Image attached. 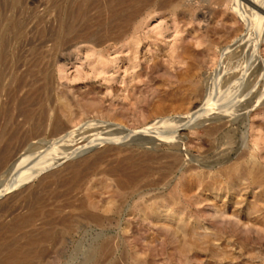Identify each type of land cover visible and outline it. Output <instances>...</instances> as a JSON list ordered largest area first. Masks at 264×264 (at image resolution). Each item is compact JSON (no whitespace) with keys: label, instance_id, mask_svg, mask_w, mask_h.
Masks as SVG:
<instances>
[{"label":"rangeland","instance_id":"rangeland-1","mask_svg":"<svg viewBox=\"0 0 264 264\" xmlns=\"http://www.w3.org/2000/svg\"><path fill=\"white\" fill-rule=\"evenodd\" d=\"M53 1L21 0L20 4L13 5L12 0H0V40L5 39L7 42L6 53L11 60L8 66L0 68V110L5 103L14 105L12 111L16 121L22 120L17 107L24 96L18 74L30 69L28 61L34 56L35 49H47L50 45V34L58 20V13L52 10ZM171 1L174 4L184 2V6L176 10L168 7L156 11L141 31L139 41H123L108 51L115 64L107 75L77 82L68 79L60 81L65 104L73 116L72 122H67L66 133L71 132L74 138L65 139L66 133L55 137L41 134L33 142H40L45 150L48 149V154L53 152L58 157L74 151V146L79 149L98 139L108 141L121 134H126L125 137L128 136L129 139L123 140L122 137V140L116 138L112 142L100 141L95 144L98 146L94 149L63 161L52 171L33 178L29 184L33 189L38 188L49 177V183L52 184L54 174L68 170L70 166L83 165L102 154L111 156L105 165H113V176H97L94 179L97 185L91 189V193L101 203L111 202L112 225L104 229L90 227L83 222L79 224V227L84 226L83 230H74L72 235L67 236L69 242H65L66 244L61 243L60 233L57 234L55 243L52 241L48 245L43 244L50 254L47 253L42 264H78L90 254L92 246L103 241H111L113 250L105 256H98L94 264H264V149L259 152L256 165H253L254 159L250 156H244V153L242 155L245 148L252 150L264 147V142L259 138L260 134H264V128L253 127L247 122L243 130L237 125H230L219 133L212 134L208 130L216 127L218 121L213 120V116H208L184 123L181 135L164 133L161 137L158 134H147L151 132L150 128H154L151 127L153 122L161 119L160 117L165 121L159 122L155 128L160 127L159 125L165 128L169 123H176L179 117L191 114L194 111L193 105L200 112L204 111V114L210 112L207 105H210L209 100L201 99L197 93L172 97L175 79L171 75L184 73L187 66L194 65L199 72V89H204L205 79L212 75L210 82L213 81V76L221 67L222 59L218 50L232 42L235 44L237 39H243L248 33L256 35L259 29H264V15L258 10L250 11L242 6V15L247 17L252 27H245L246 35L242 32L243 27L237 28L240 34L236 39L231 31L221 30L214 37L220 44L210 52L198 54L205 45L199 46L197 41L206 40L208 33L214 32L215 18L208 9L209 0ZM230 14H235L233 6ZM10 20L19 21L20 34L8 29ZM216 27L220 31L219 26ZM87 47V44H79L60 54V64L66 66L69 76L75 75L76 71L85 73L94 68L95 57H89L91 55L87 54ZM241 50L243 49H239L237 53ZM262 50L261 59L264 61V47ZM183 52L187 57L186 64H173V54L176 56V53ZM236 54L231 58L232 64L239 68L250 66L252 59H249L247 53ZM17 59H21V62L18 63ZM260 82L264 85V78ZM11 89L17 101L11 99ZM229 91L231 92L229 89L226 91L222 99L225 106L220 102L219 106L218 103L220 111L216 107L217 113H226L225 109L230 107L228 103L234 101L231 104L234 105L238 96L236 97V92L229 96ZM261 95L264 97V88L259 92V96ZM227 96L232 97V100ZM216 110L212 111L216 113ZM191 122L199 123L201 128L191 126ZM234 130L237 131V144L224 137ZM241 133L246 135L245 147L240 142ZM133 134H141L137 138L147 134L146 137L154 138L151 140L157 139V143L152 144L153 146L145 145V140L137 141L136 137L130 139ZM174 140L180 144L178 149L174 147ZM149 156L152 159L154 156L158 157H155L156 161H152ZM177 157H180L179 164L172 169L169 167V170L168 165H174ZM137 159L143 161L141 163L144 165L160 169L139 178L138 182L132 183L128 188H119V176L124 174L120 168L124 169L125 162L138 163ZM212 164L214 167H211ZM238 165L244 170L239 167L237 182L205 186L204 183H211L214 178L219 179L221 170ZM114 168L119 171L116 172ZM20 171L16 172V176L14 171L11 175H5L10 181L1 179L6 182L0 183V190L8 188L9 184L11 186L15 182L12 181L17 178H29L28 168L22 169V175ZM251 172H254L252 175L257 174L256 182L251 179L254 177ZM105 186L108 188L105 189ZM119 190L122 192V199ZM10 196L0 200V224L10 223L15 215L27 212L28 204L20 200L10 202V208L7 209L9 211L5 214L3 205ZM154 211L158 213V217L153 215ZM3 260L4 255L0 254V264Z\"/></svg>","mask_w":264,"mask_h":264},{"label":"bare ground","instance_id":"bare-ground-1","mask_svg":"<svg viewBox=\"0 0 264 264\" xmlns=\"http://www.w3.org/2000/svg\"><path fill=\"white\" fill-rule=\"evenodd\" d=\"M20 3L21 0H12L13 5H18ZM52 5V10L58 13V20L54 30L50 34V41H47L50 45L47 49L43 47L42 50L35 49V53L33 52L34 56L28 61L30 69L27 68V72L18 74V81L21 85V90L24 92V96L19 100L17 107L22 116V120H14L12 111V109L15 108L14 105L5 103L0 110V183H5L6 181L2 182L3 178H9H6V176L8 174L11 175L10 173L13 171L15 176L17 175L16 172L22 171L23 168H28L30 173L28 174L29 178H17L12 181L15 182L12 183L11 186L9 184L10 187L8 186V188L2 191L0 190V200L7 195H11L5 205H3L6 211H4L5 214L8 213L9 210L7 209L10 208L8 206L12 201L23 200L24 203L28 204L26 213L15 215L10 223L0 224V254L4 255V260L1 264H42V261L46 258L45 256L49 253V251H47L48 249L43 247V244L48 245L47 243L54 241L57 234L60 233L61 243L64 244L68 241L67 236L72 235L71 233L74 230L77 228L83 230V225L79 227V224L83 222L90 227L104 229L112 225L113 217L110 214L113 210L109 206L111 202L109 201L107 204H103L100 200H97L95 194L91 193V189L95 188L97 185L94 182L97 176H113V165H105L111 159V156L109 157L107 154L95 156L92 160L83 165L70 166L68 170L54 174L52 176V179H54L52 184L49 183V178H51L49 177L43 180L38 188L33 189L29 186L33 178L46 173L63 161H68L76 156H80L86 151L94 149L98 146L95 144L102 140L98 139L89 142L79 149L72 144L75 147L74 151L69 153L65 152L67 154L63 156H58L59 154L57 153L58 157H55L56 153L54 154L53 152L54 155H52V153H50L51 155L48 154V149L45 150V146L40 142H33V140L41 134H49L55 137L66 133L67 122H72L73 120L71 111L65 104L63 91L61 89L63 85L60 81L68 79L77 82L89 77L98 78L99 76L107 75L115 64L113 58H110L108 55V51L116 48L123 41H139V35L144 26L147 25L148 19L152 14L168 7L176 10L179 7H183L184 2L179 1L174 4L171 0H54ZM232 6L235 8V14H230ZM242 6H245V8L250 11L258 10V12L264 15V0H209L208 9L215 18L214 32H211V34L208 33L206 40L197 41L199 46L201 44L205 45V48L198 51V54L210 52L215 46L220 44L214 37L216 34H220L221 30L231 31L234 33V38L236 39L240 34V30L237 29L238 27L244 28L242 31L243 33L246 30L245 27H250V21L246 19L247 17L242 15L240 9ZM11 20L8 23V29L16 32V34H20L21 24L18 23L19 21L16 22V20ZM216 26H219L220 31H217L218 29ZM259 30L256 35L251 33L246 35V31L244 33L246 37L242 34L243 39H241V37L237 39V41L235 40L236 42L234 41L235 44L232 42L229 46H226L222 50H218L222 59L221 67L218 72H216V75L213 74L215 75L213 76V81L210 82L212 75L205 79L206 87L204 89H199V72L194 65L187 66L184 73L178 74L177 72L175 75H171L175 79L172 84V97L176 98L181 94L197 93L201 99L205 101H207V99L209 100L208 102L210 105H207L210 110L206 109L210 112L204 114V111L200 112V110H197V107L193 105L192 108L194 111L192 110L193 112L191 111V114L189 113L187 116L179 117L180 119H178L176 123H169L165 125V128H162L161 125L155 128L159 122L165 121L162 117H160L161 119L159 120L156 119L157 121H154L151 125V127H154V130L150 128L151 132H148V130L147 134H158L159 136L164 133L165 135H181L183 134L184 123L188 124L189 121L198 117L206 118L208 116H213L212 119L218 121L216 127H210L208 130L209 133L212 134H217L223 128L230 125H237L239 129L243 130L247 122H250L253 127H261V129H263L264 97H262V95L259 96V92L264 88V85L260 82V80L264 78V61L261 59L262 47H264V29L261 28ZM249 32H251L250 29ZM242 42L245 43L242 44ZM6 44L7 42L5 39L0 40V68L11 63L6 53ZM79 44L88 45L87 54L91 55L89 57H95L94 68L85 73L76 71L75 75L69 76L66 66L60 64L61 58L59 56L69 47L78 46ZM239 49L243 50L237 53ZM244 53H247L249 59H252V63L249 67L244 65L239 68V66L231 63V58H233L235 54L242 55ZM172 58L173 64H186L185 61L187 57L184 55V52L180 54L176 53V56L173 54ZM20 62L21 59L18 60V63ZM252 67L254 68L252 69ZM248 69L252 70L249 71ZM1 77L2 74L0 73V78ZM202 79L204 80V78ZM227 86H230V88ZM226 87L231 90V92L229 91V96H231V94L234 95L236 92L235 95L238 97L234 105H231L234 101L228 103L230 107H228L227 110L225 109V111H227L225 113L224 111L219 112V106L224 105L222 99H224V95L228 90ZM10 97L12 100L17 101L12 89L10 90ZM228 99L232 100V97H228ZM208 102L204 103L206 104ZM219 102L222 104L220 105ZM237 102L239 103L237 104ZM216 107L219 110L218 113ZM214 109L216 113L213 112L215 111ZM50 113L53 117L50 116ZM221 113L224 114L218 116ZM190 124L191 126L193 125L197 128H201V125L197 122H191ZM166 129L169 131H166ZM236 133L237 131L235 130L231 133H224V137L230 142L234 140V144H237ZM147 134L140 138L137 137L141 134H133V136H130V139L136 137L135 139L137 141L145 140V145H155V143H157L155 140L157 139L151 140L154 138L146 137ZM125 135L126 134H121L120 136L114 137L112 140L107 141L105 139L102 142H112L116 138L120 140L129 139L128 136L125 137ZM66 138L72 140L74 136L70 132L65 134V139ZM239 138L240 142L245 147L246 135L241 133ZM259 138L264 142V134H260ZM173 142L175 149H178L180 145L179 142L176 140ZM262 149H264V147L258 149L253 148L252 150H247L245 148L242 151V155L245 154L244 156H250L254 159V162H252L253 165H256L255 160ZM150 156L149 158L153 161L155 157L159 155L154 156V159ZM139 160L137 159L136 161ZM151 160L148 161L153 164L154 162ZM121 161L124 162V160ZM141 162L143 161H139L138 163L131 161L128 162V164L125 162L126 165L124 164V169L120 168L124 174L118 172L123 175H120L118 179L119 188L125 189L132 183L138 182L137 180L139 178L149 176L160 169L158 167L153 168L150 165H144V163L142 164ZM179 162L180 157H177L175 164L172 165L170 163L171 165H168V169L169 167L171 169L174 168ZM103 165H105V167H103ZM200 165L203 167L201 162ZM211 167H214V165L212 164ZM239 167H241L240 170H244L240 165L229 167V171L227 169H224L225 171L221 170L219 172L220 178L212 179L211 183H204L205 186L211 187L237 182L239 180V174L237 173ZM164 168H166V166H164ZM252 170L254 171V169ZM115 171L117 172L119 169H115ZM240 172L241 171H239V173ZM22 174L21 172L20 175ZM252 174H254V172H251V176H254L251 177V179L256 182L258 177L255 178V175L257 176V174ZM111 179L113 180L112 177ZM97 181L100 182L99 180ZM3 187L5 186H2V188ZM106 188L108 187L105 186V189ZM119 191L121 193V195L119 193L121 196L120 198L122 199V192L121 190ZM153 215L158 217L156 211H154ZM112 250L113 243L111 241L96 243L92 246L90 254H87L88 256L86 255V259L78 264H94L97 262L98 256H105Z\"/></svg>","mask_w":264,"mask_h":264}]
</instances>
